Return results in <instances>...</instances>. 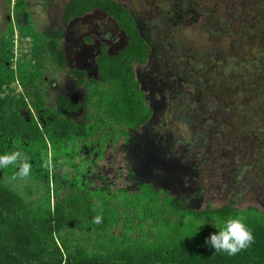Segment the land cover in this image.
I'll return each mask as SVG.
<instances>
[{
	"label": "rangeland",
	"instance_id": "rangeland-1",
	"mask_svg": "<svg viewBox=\"0 0 264 264\" xmlns=\"http://www.w3.org/2000/svg\"><path fill=\"white\" fill-rule=\"evenodd\" d=\"M70 1L28 0L35 27L64 32L68 66L56 81L49 79L52 104L61 95L84 103L86 91L71 71L94 76L100 48L114 53L126 42L101 14L65 24ZM116 1L134 15L152 47L150 63L138 68L137 77L153 118L138 131L128 129V140L120 130L100 131L73 160L60 156L50 163L49 178L31 164L27 176L20 175L21 164L0 169V220L5 218L0 234L22 215L19 204L42 215L48 195L51 206L56 203V181L62 194L70 191L68 176L84 180V174L92 190L136 192L149 183L196 211L235 202L239 209L264 212V0ZM11 6L0 0V39L11 49L14 67L30 54L31 44L21 39ZM11 88L20 91L15 83ZM86 112L83 107L73 120L86 123ZM15 150L24 152L18 146L7 153ZM120 232L117 227L115 233ZM74 234L94 250L95 236ZM0 255L9 262L27 260L5 239H0Z\"/></svg>",
	"mask_w": 264,
	"mask_h": 264
},
{
	"label": "trees",
	"instance_id": "trees-1",
	"mask_svg": "<svg viewBox=\"0 0 264 264\" xmlns=\"http://www.w3.org/2000/svg\"><path fill=\"white\" fill-rule=\"evenodd\" d=\"M6 1L12 5V19L21 39H29L31 48L14 68L11 49H7L5 38L0 39V154L20 146L27 164L42 167L49 178L50 163L60 156L73 160L78 148L91 146L100 131L120 130L128 140V129L138 131L152 120L154 111L136 76L137 67L148 63L151 48L124 5L116 0H71L65 6V23L101 12L127 36V45L118 55L103 49L97 78L85 79L74 73L88 93L86 123H76L70 114L77 112L78 106L65 97L53 105L50 98V73L67 66L62 33L37 30L27 0ZM14 83L20 91L11 88ZM85 176L84 180L80 175L75 179L68 176L65 180L70 191L62 194L56 181V203L51 206L48 195L42 215H31L19 204L22 215L12 228L2 229L0 239L13 241L27 260L9 262L0 255V264H264V212L256 208L239 209L229 202L196 211L149 183L136 192L111 194L107 187L92 190ZM3 195L0 188V201ZM96 216L102 217L101 223H94ZM236 216L252 231L250 247L228 256L201 246L205 237ZM1 219L4 226L5 218ZM117 227L121 228L119 234L115 233ZM77 231L95 236L94 250L86 246L84 237L75 236Z\"/></svg>",
	"mask_w": 264,
	"mask_h": 264
},
{
	"label": "clouds",
	"instance_id": "clouds-1",
	"mask_svg": "<svg viewBox=\"0 0 264 264\" xmlns=\"http://www.w3.org/2000/svg\"><path fill=\"white\" fill-rule=\"evenodd\" d=\"M21 164L20 175L27 176L30 165L26 163V158L20 150L0 154V169ZM102 217L96 216L94 223H101ZM201 226V225H199ZM216 228L215 224H212ZM217 229V228H216ZM199 227H197V232ZM196 232V233H197ZM254 242V237L250 228L245 224L240 216L226 219L217 231L205 237L203 246H208L213 253H226L228 256H235L247 249Z\"/></svg>",
	"mask_w": 264,
	"mask_h": 264
},
{
	"label": "flooded vegetation",
	"instance_id": "flooded-vegetation-1",
	"mask_svg": "<svg viewBox=\"0 0 264 264\" xmlns=\"http://www.w3.org/2000/svg\"><path fill=\"white\" fill-rule=\"evenodd\" d=\"M27 2H28V0H27ZM28 5H29V2H28ZM128 10H129V9H128ZM29 12H30V17H31V11H30V8H29ZM130 13H131V12H130ZM94 14H101V15H103V17L105 18V21H106V22H110V21L113 22V23L117 26L118 30L124 35L126 42H125V45H124L120 50H118L117 52H114V53H111L110 50H109V48H108L107 46H102V47L100 48V50H99V54L97 55V58H96V74H95L94 76H90L86 70H82V69H81V70H80V69H73V70L71 71L72 76L75 78L76 85H77L78 87L83 88V89L86 91V99H85V102H84V103H75V102H73V101L69 98V96H67V95H61V96H59V97L57 98L56 102L53 104V105H56V104H57V101H58L60 98L65 97V98H67L72 104H74L75 106H78V107H79L78 111L75 112V113H73V114H70V117H71V118H72L73 115L78 114V113L81 111V109H82L83 107H84L85 110H86L85 105H86L87 94H88L86 88L83 87L82 85H79V84H78L77 78L74 76V73H75V72L80 73L81 76H83L85 79H88V78H97V77H98V60H99V58H100V56H101V54H102L103 49H106V51H107V53H108L109 55L116 56V55H118V54H119V53H120V52L126 47V45H127V36H126V34L124 33V31H122V30L119 28V26L117 25V23H116L115 21H113L112 19L107 18V17H106L103 13H101V12H95V13L89 15V16H86L85 18H82V19H79V20H75V21L70 22V23H65V22H64V19H63V22H64L65 24H71V23H74V22H78V21L84 20V19H86V18H88V17H90V16H92V15H94ZM131 14H132V13H131ZM132 15H133V14H132ZM133 17H134V15H133ZM134 18H135V17H134ZM31 19H32V17H31ZM135 20H136V18H135ZM136 22H137V25H138L139 31H140V33H141V35H142V32H141V29H140V27H139L138 21L136 20ZM34 26H35V25H34ZM35 28H36L37 30H39L37 27H35ZM39 31H40V30H39ZM43 31H47V32H51V31L57 32V31H59V32H61V33H62V36H63V39H62V47H63V40H64V32H63V31H61V30H56V29L43 30ZM142 37L144 38L143 35H142ZM144 39H145V38H144ZM145 40H146V39H145ZM29 41H30V40H29ZM146 41H147V40H146ZM85 42H86V44H88V45H92V44H93V40L90 39V38H85ZM147 43H148V41H147ZM148 45H149L150 48H151L148 63H147L145 66H138V67H137V69H136V76H137L138 68L143 69V68H145L146 66H148L149 63H150L151 53H152V47H151V45H150L149 43H148ZM64 51H65V50H64ZM65 56H66V59H67V66H68V58H67L66 52H65ZM67 66H66V68H65L64 70L67 69ZM64 70H60V71H57V72H51L50 75H49V77H48V82H49V79H51V77H52V80L56 81L57 76H58L62 71H64ZM137 80H138V77H137ZM138 82H139V80H138ZM139 83H140V82H139ZM49 84H50V82H49ZM140 86H141V84H140ZM141 88H142V87H141ZM50 98H51V96H50ZM72 120H73V118H72ZM73 121H74V120H73ZM74 122H75V121H74ZM76 123H77V122H76Z\"/></svg>",
	"mask_w": 264,
	"mask_h": 264
}]
</instances>
